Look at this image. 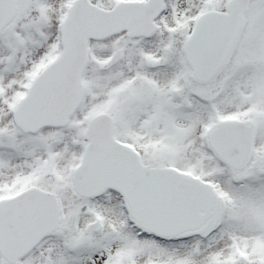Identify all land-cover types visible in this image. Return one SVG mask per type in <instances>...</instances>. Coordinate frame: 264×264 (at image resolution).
Instances as JSON below:
<instances>
[{
    "label": "snow or ice",
    "instance_id": "6c2138e0",
    "mask_svg": "<svg viewBox=\"0 0 264 264\" xmlns=\"http://www.w3.org/2000/svg\"><path fill=\"white\" fill-rule=\"evenodd\" d=\"M0 264H264V0H0Z\"/></svg>",
    "mask_w": 264,
    "mask_h": 264
}]
</instances>
